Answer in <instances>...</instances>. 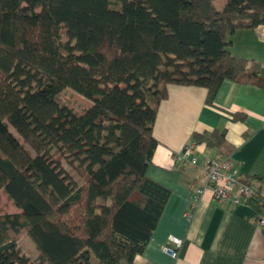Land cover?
I'll return each mask as SVG.
<instances>
[{"label": "trees", "instance_id": "16d2710c", "mask_svg": "<svg viewBox=\"0 0 264 264\" xmlns=\"http://www.w3.org/2000/svg\"><path fill=\"white\" fill-rule=\"evenodd\" d=\"M259 26L264 0H0V192L21 211L0 216V264H135L171 198L147 176L168 86L211 106L227 80L264 90V62L230 51ZM245 202L264 213L261 193Z\"/></svg>", "mask_w": 264, "mask_h": 264}, {"label": "crops", "instance_id": "0c3cea01", "mask_svg": "<svg viewBox=\"0 0 264 264\" xmlns=\"http://www.w3.org/2000/svg\"><path fill=\"white\" fill-rule=\"evenodd\" d=\"M230 40L233 55L264 62V26L238 31ZM167 91L154 127L159 145L147 176L169 189L171 198L135 264H264V229L253 223L254 208L247 202H215L206 187L205 170L209 159L229 157L239 184L256 186L264 198V90L227 80L214 106L207 104L204 88L169 85ZM234 114L245 119L235 121ZM213 132L225 133L222 148H208L193 140L194 134ZM191 145L195 146L197 166L175 159ZM204 188L196 201L197 191ZM171 236L183 241L177 258L165 249Z\"/></svg>", "mask_w": 264, "mask_h": 264}, {"label": "built area", "instance_id": "2783aa9c", "mask_svg": "<svg viewBox=\"0 0 264 264\" xmlns=\"http://www.w3.org/2000/svg\"><path fill=\"white\" fill-rule=\"evenodd\" d=\"M195 152L194 145L186 146L181 153L175 155V159L181 163H190L197 166L198 160ZM205 170L207 174L206 187L212 191L213 198L218 204L232 201L234 204L240 205L247 200L256 198L261 193L254 185L239 184L238 172L229 157L209 159L205 163ZM238 186H240V189L236 195ZM205 188L197 191L196 201L204 194ZM252 220L256 226L264 229V213L257 218L253 217ZM182 247L183 241L171 236L165 249L173 258H177Z\"/></svg>", "mask_w": 264, "mask_h": 264}, {"label": "rangeland", "instance_id": "374dc122", "mask_svg": "<svg viewBox=\"0 0 264 264\" xmlns=\"http://www.w3.org/2000/svg\"><path fill=\"white\" fill-rule=\"evenodd\" d=\"M227 0H216V6L222 8ZM64 100H68L74 113L83 114L92 106V102L84 97L67 90L62 94ZM21 211L15 207L13 202L2 192H0V216L4 214H19ZM18 246L21 252L31 261H34L37 256V251L34 244L27 238L22 237L18 241Z\"/></svg>", "mask_w": 264, "mask_h": 264}]
</instances>
